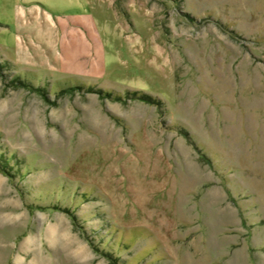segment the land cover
Masks as SVG:
<instances>
[{"label":"rangeland","instance_id":"obj_1","mask_svg":"<svg viewBox=\"0 0 264 264\" xmlns=\"http://www.w3.org/2000/svg\"><path fill=\"white\" fill-rule=\"evenodd\" d=\"M0 264H264V0H0Z\"/></svg>","mask_w":264,"mask_h":264},{"label":"crops","instance_id":"obj_2","mask_svg":"<svg viewBox=\"0 0 264 264\" xmlns=\"http://www.w3.org/2000/svg\"><path fill=\"white\" fill-rule=\"evenodd\" d=\"M29 5H33L32 6V11L34 13H35L34 10L41 11V13H43V15L37 17V14H36V16L34 14H32V15L28 14L29 15V21H30L29 24H31V23L33 24L34 22H35V24H34L33 28H32V25L31 26L28 25L31 30L28 29V26L22 25V27H24V30H23L24 37H26L27 39H29V38L31 39V37L34 36V37H37V38L41 39V37H42L41 36V33H42L41 30L43 29V27H47L48 26L56 34V40H57V43H55V50L57 52L54 51V52L51 53L47 49H46L47 52L41 51L38 48L35 49L34 52H35V54L38 55V59L34 63L33 67L46 68L47 70H57V71H59V70H61L63 68L62 65L64 64V60H65L64 56L61 57V53L58 51V44L60 43V45H61L60 48L62 49V44L65 43V42H63V39L61 41L60 38H57V35L59 37L58 30H57V28H58V24L57 23L59 21H58L57 17L56 16L54 17L45 6H41V5H38L37 3H33V2H31V4H29ZM17 6H19V4L16 5V7ZM20 10L24 14H27V13H25V10H24L23 6H21ZM19 20H22V19L19 17ZM25 20H27V19L25 18L23 20L24 24H26ZM79 37H80V35H79ZM22 43H18V46L15 48V52L18 55V60L17 61L15 60V61L18 64H20V65L27 66L26 63H32L31 62L32 56L30 55L29 49L25 45H23ZM69 49L71 51H73V50L76 49V47L72 46L71 48L69 47Z\"/></svg>","mask_w":264,"mask_h":264},{"label":"bare ground","instance_id":"obj_3","mask_svg":"<svg viewBox=\"0 0 264 264\" xmlns=\"http://www.w3.org/2000/svg\"><path fill=\"white\" fill-rule=\"evenodd\" d=\"M74 252L77 254V255H79V256H83L84 255V250H83V248L81 247V245H77V244H74Z\"/></svg>","mask_w":264,"mask_h":264}]
</instances>
